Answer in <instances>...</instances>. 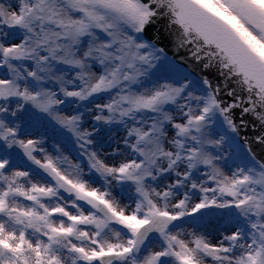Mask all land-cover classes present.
<instances>
[{
    "label": "snow or ice",
    "instance_id": "snow-or-ice-1",
    "mask_svg": "<svg viewBox=\"0 0 264 264\" xmlns=\"http://www.w3.org/2000/svg\"><path fill=\"white\" fill-rule=\"evenodd\" d=\"M0 264H264V0H0Z\"/></svg>",
    "mask_w": 264,
    "mask_h": 264
}]
</instances>
